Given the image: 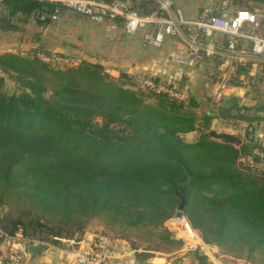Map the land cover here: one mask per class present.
<instances>
[{
    "label": "trees",
    "instance_id": "1",
    "mask_svg": "<svg viewBox=\"0 0 264 264\" xmlns=\"http://www.w3.org/2000/svg\"><path fill=\"white\" fill-rule=\"evenodd\" d=\"M0 5L10 17L22 14L41 25L62 8L40 0ZM153 5L132 2L140 13ZM115 22L122 26L120 18ZM51 54L67 56L41 48L0 53V205L21 198L57 219L5 216L0 239L17 232L32 237L31 224L55 238L52 243L78 239L81 218L106 213L120 230L115 238L149 257L161 244H181L163 227L180 194L182 214L203 243L264 264V165L245 160L257 149L261 156L252 160L264 164L261 146L211 130L212 116L198 111L192 96L180 102L133 88L126 76L115 79L96 62L67 56L77 63L63 65L39 57ZM5 78L15 84L10 93ZM191 132L195 140L184 141ZM194 255L207 264L197 249Z\"/></svg>",
    "mask_w": 264,
    "mask_h": 264
},
{
    "label": "crops",
    "instance_id": "2",
    "mask_svg": "<svg viewBox=\"0 0 264 264\" xmlns=\"http://www.w3.org/2000/svg\"><path fill=\"white\" fill-rule=\"evenodd\" d=\"M194 17L186 16V18ZM5 21H8L12 28L6 27ZM125 34L119 23L116 25L115 31H107L102 24L69 9L61 8L59 10L58 21L51 20L49 23L41 25L31 17L25 19L22 14L16 13L10 17L7 8L0 5V53L9 51L25 53L28 50L41 48L45 51L74 57L78 61L87 60L99 63L104 71L113 78L121 80V76H126L130 82L134 84L136 82L137 85V81L145 76H152L166 82L179 78L180 83L188 88L192 97L196 93L197 83L203 81L202 87L212 88L215 84L212 85L211 79L220 80L222 77L227 78L226 83L228 80L236 82L234 86L229 84V89L225 87L221 92L222 95L237 94L244 91V76L249 77L250 75H247L248 69L244 67L248 68L252 63L254 67L257 65H260V68L264 67V57L252 54L247 41H241L236 49L230 52L225 46L226 37L222 34L205 40V43L213 50L210 54L202 53V58L197 63L185 67L178 66L172 61V54H175L179 49H184V42L167 38L166 44L169 43L168 39L174 41V44H171L169 54L164 56L163 50L167 49L162 48L155 52L143 43L141 32L139 33L140 37L133 35L134 38H125ZM114 38L116 42L118 41L117 45H115ZM195 68L200 74L195 71ZM261 73L264 80V70ZM261 84L264 87V81L261 80ZM241 87H243L242 90H240ZM193 98L199 102L195 96ZM263 109L264 107L260 106L256 108L254 114H251L256 118L255 120L238 119L237 115L233 116L237 114L234 112L235 109L231 110L230 116L236 118L237 123H232L233 121L218 123L212 110L208 109L209 115L212 116L209 128L217 132H226L242 137V130H252L251 126H253L254 135L250 133L242 138L252 140L264 150ZM241 110L243 109L241 108ZM238 112L240 113L238 115L248 116L242 114L243 111ZM192 133L196 132L190 134ZM110 240L115 260L108 259L107 264H137L139 261L149 262V264H198L194 255L196 249L206 256L207 264H233L223 263L221 259H218L222 256L216 257L215 252L204 244H199L196 248L184 245L181 249L170 254L152 252L149 257H146L144 255L146 253L141 252L142 250H132L122 239ZM58 241H60L57 242L58 245L48 243L43 251L31 258L27 257V264H74L70 262L66 252L70 249L90 248L95 243L92 236L87 233L78 239H58ZM198 242L200 239L196 236L193 243ZM6 255L7 248L1 246L0 264Z\"/></svg>",
    "mask_w": 264,
    "mask_h": 264
},
{
    "label": "built area",
    "instance_id": "3",
    "mask_svg": "<svg viewBox=\"0 0 264 264\" xmlns=\"http://www.w3.org/2000/svg\"><path fill=\"white\" fill-rule=\"evenodd\" d=\"M56 7H62L85 16L92 21L105 26L107 31H115L116 18L122 20V29L126 34L142 33L144 44L159 47L165 38L177 37L184 42V49L174 54V63L178 66H188L197 63L202 57L198 50L210 54L213 50L205 40L217 34H222L227 40V50L232 52L241 41H247L252 54L264 57V21L257 13L240 8L232 13H214L210 8H202L194 18H186L176 9H173L169 0H153L154 9L148 13H140L132 6L131 0H40ZM140 1V0H136ZM51 20L58 21V8L51 15ZM43 61L56 62L63 65H75L76 60L67 56L51 54L39 56ZM227 78L222 77L211 88V95L218 98L222 95ZM138 86L165 94L167 97L180 102L190 99L191 93L187 87L174 81H161L152 76L143 77L137 81ZM253 156H261L257 149L251 151L245 160L250 165L261 167L263 162H255ZM181 219H185L181 215ZM174 216L171 219L173 223ZM178 237L180 233H177ZM183 238V237H182ZM184 239V238H183ZM7 255L1 264H27L26 246L28 244H44L35 237H26L20 233L5 235ZM187 245H191L188 240ZM196 244V243H192ZM192 246V245H191ZM192 246L191 248H196ZM112 243L107 239L98 240L90 248L70 249L66 252L71 263L74 264H107L108 259L115 260L112 254ZM190 248V247H189Z\"/></svg>",
    "mask_w": 264,
    "mask_h": 264
},
{
    "label": "rangeland",
    "instance_id": "4",
    "mask_svg": "<svg viewBox=\"0 0 264 264\" xmlns=\"http://www.w3.org/2000/svg\"><path fill=\"white\" fill-rule=\"evenodd\" d=\"M131 1L136 2V3L143 2V0H140V1L131 0ZM169 1L171 2L173 9L179 10L183 14L184 17L197 16L201 12L202 8H210L212 11H217V10L222 9V10L227 11L226 13H232L236 9L243 8L251 12L257 13L260 19L264 21V4L259 3V2H252L249 0H169ZM139 33L140 32H137L135 34H125L124 37L134 38L133 35L140 37ZM173 38H174V41L176 40L181 41L177 37H173ZM166 39L167 38L164 39L163 43L159 47H154L152 45H147V46L152 48V50H155V52L156 50H162V48L167 49V50H163L164 52L163 55L165 56L169 54L170 48L174 44V41H172L171 39H168L169 43L166 44ZM116 43H118V41L116 42V39H115V45H117ZM198 53L202 54L204 52L200 49L198 50ZM173 57H174V54H172V61L174 62ZM244 68L248 69L247 75L249 74L250 75L249 77L244 76V79H243L244 80V91H240L237 94L230 93L226 96L224 94L218 98H214L213 95H211V88L202 87L203 81L199 80L200 82L197 83L196 93L194 94L195 98L199 101L197 110L202 111V110L211 109L212 114L214 115L215 120L218 123H223L226 121H231V122L233 121L232 123L234 122L237 123V119L236 118L234 119L230 116L231 110L235 109L234 112H237V114L233 116L240 114L238 111H243L242 114H247L248 116H252L251 114H254L256 108L260 106L264 107V87L261 84V80L262 82L264 81L263 78L261 77V74H262L261 71L264 70V67L260 68V65H257L256 67H254L252 63V64H249L248 68L247 66H245ZM195 71L199 73L197 68H195ZM218 80L211 79V81H213L212 85L215 84ZM227 83L225 87L229 89L230 85L234 86L236 82L235 80H228ZM137 86L138 85L136 84V82L134 85H132L133 88H138ZM14 87H15V84L13 83V81L9 78H5L4 91L7 93H10L14 90ZM242 88L243 87H241L240 90H242ZM241 108L243 110H241ZM262 111L264 112V109ZM251 129L252 130L243 129L241 136L243 137L250 133L254 135V132H253V130L255 131L254 127L251 126ZM195 138H196V133H192V134L188 133L183 136L184 141H192V140L194 141ZM176 211L177 210H175L173 215H171L169 218H167L164 221L163 227L166 228L171 233L172 237L175 240H181V244H169V245L161 244L159 245L160 246L159 251H156L153 253L170 254L172 252L177 251L178 249H181L184 245L191 248L192 246L198 247L199 244H204L206 247L211 248L215 252L216 257L222 256L221 258L218 257V259H221L223 263L230 262L233 264H253V263H250L244 260L241 257H236L232 254H229L215 245L202 243L200 238H199L200 242L196 244L191 243L192 246L187 245L189 243L187 240L188 237H184L183 236L184 234L181 233V229L179 228L180 224L175 225L174 223L171 222V219L174 218ZM5 216L12 217V218H25L26 221H30L31 223L33 222V219L36 217H39L42 220H50V221L52 220L51 222H55L57 219L56 216L43 213L37 207L32 206V204H30L27 200L25 199L23 200L21 198L17 199L14 197H11L6 203L0 205V218L2 219ZM109 220L110 219L108 218L106 213H101L99 215H93V216H87V218H81V221H85V226L83 229L82 236L85 233H87L92 236L93 241L95 242H97L98 240L107 239L108 242L111 243L112 241L110 239H115V237L120 234V230L115 227V223H111ZM186 221H184L185 224L188 223ZM48 225L50 226L51 224L48 223ZM31 230L33 233L32 237L42 240L47 244L51 243V244L58 245L57 242H60V241H57L56 243H52V241H54L55 238H53L51 235L47 234L43 230L37 228L36 225L34 224H31L28 232H31ZM193 232L195 233L196 236H198L196 231L193 230ZM177 233H180V235L184 239L182 237L179 238ZM61 239H66V238H61ZM191 239H192V236H191ZM1 246L7 248L6 241L0 239V247Z\"/></svg>",
    "mask_w": 264,
    "mask_h": 264
},
{
    "label": "water",
    "instance_id": "5",
    "mask_svg": "<svg viewBox=\"0 0 264 264\" xmlns=\"http://www.w3.org/2000/svg\"><path fill=\"white\" fill-rule=\"evenodd\" d=\"M180 201L178 203L177 206V211L175 213V217L176 218H180L182 213H183V208L185 205V199L183 198L182 195L178 194ZM45 245L44 244H28L26 246V254L28 258H31L33 256H35L36 254H38L39 252L43 251L45 249ZM137 264H149V262H144V261H139L137 262Z\"/></svg>",
    "mask_w": 264,
    "mask_h": 264
},
{
    "label": "bare ground",
    "instance_id": "6",
    "mask_svg": "<svg viewBox=\"0 0 264 264\" xmlns=\"http://www.w3.org/2000/svg\"><path fill=\"white\" fill-rule=\"evenodd\" d=\"M186 221L185 219H181V218H176V220L173 222L175 225L180 224V229H181V233L184 234V237H188L187 240H189L191 243H193L192 239H196V236L193 234H195L193 232V230L189 227L188 223L185 224ZM187 222V221H186ZM181 236V235H180ZM191 236H193V238L191 239Z\"/></svg>",
    "mask_w": 264,
    "mask_h": 264
}]
</instances>
